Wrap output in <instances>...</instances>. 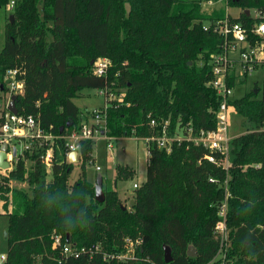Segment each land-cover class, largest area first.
Listing matches in <instances>:
<instances>
[{"label":"trees","instance_id":"1","mask_svg":"<svg viewBox=\"0 0 264 264\" xmlns=\"http://www.w3.org/2000/svg\"><path fill=\"white\" fill-rule=\"evenodd\" d=\"M220 1L15 0V22L7 24L0 50V100L11 92L6 80L16 70L23 83L19 115L38 117L48 134L67 136L89 121L74 102L84 89L117 96L108 99L107 123L116 139L149 136L152 119L169 121L171 134L189 124L195 133L212 131L220 106L209 85L220 51L213 32L226 14ZM10 2L0 0V8ZM229 6L241 10L233 23L251 29L264 22V0H230ZM99 58L112 62L106 76L92 72ZM231 106L250 130L230 141L229 169L210 163L208 150L193 142L175 143L170 154L152 146L132 209L123 210L114 182L104 187L105 202L96 201L85 171L94 161V141L81 142L82 172L73 184L76 164L69 162L66 140L57 141L51 181L38 152L21 154L12 171L0 173V214L9 217L2 264H209L219 250L215 227L226 196L229 259L264 264V97L247 92ZM134 175L120 166L116 182ZM22 183L28 188L16 186ZM64 245L86 252L76 258Z\"/></svg>","mask_w":264,"mask_h":264},{"label":"built area","instance_id":"2","mask_svg":"<svg viewBox=\"0 0 264 264\" xmlns=\"http://www.w3.org/2000/svg\"><path fill=\"white\" fill-rule=\"evenodd\" d=\"M230 0H221V5L225 8L226 14L223 20L216 22L214 27L215 35H217V45L220 51L212 58V79L209 85L216 91L220 98L219 110L216 112L217 126L212 131L201 130L198 133L194 132V128L189 124L184 128L179 129L175 134H171L169 129V121L160 124L156 119L150 121L151 134L147 137L139 138L146 142L148 150V158L152 146H157L160 150H165L167 153H172L174 144L183 142H193L196 145H202L208 150L205 159L224 169L230 167V148L229 144L232 140L229 137V114L233 109L231 101L233 92L238 81L246 82L247 77L258 70L264 68V22L256 23L251 29L242 23H233L232 15L229 10ZM214 5L213 1L208 2V6ZM15 7V0H11L7 9L12 11ZM261 14L255 12L254 18H260ZM112 62L108 58H99L94 61L92 72L96 76H106ZM235 76V86H231V76ZM17 71H9L7 79H12L10 89L13 92L16 90L21 93L23 83L16 80ZM101 94L106 96V104L92 112V122H85L80 130L73 132L67 136H55L48 134L42 127L41 120L35 116H22L11 114L5 121H0V155L4 145H8L7 161L10 163V168L3 170L0 168V173L8 174L12 171L19 161L20 155L24 152H38L41 163L45 166L47 173L52 172L55 160L56 144L58 140L64 139L67 142V157L69 158L72 152L77 154V159L80 158L81 142L94 141L105 139L109 145L108 149L113 148L111 143L116 138L108 135V108L109 101L116 100L117 96L114 93L107 95V92L102 90ZM264 130V126L262 128ZM16 143L19 145L17 146ZM20 147V148H19ZM17 149V155H14L13 150ZM100 171V167H97ZM211 182H216L215 179H210ZM141 185V184H140ZM139 184H134V188H138ZM227 196L219 207V221L215 227V235L219 241V250L212 262L209 264H234L229 259L231 248V231L227 224ZM55 244L61 245V238L55 237ZM138 245L139 242H136ZM63 251L65 254L79 257L86 252L85 248L73 249L69 245H64ZM133 254V253H132ZM130 256L122 255L119 259H125ZM6 257L2 256V261Z\"/></svg>","mask_w":264,"mask_h":264},{"label":"rangeland","instance_id":"3","mask_svg":"<svg viewBox=\"0 0 264 264\" xmlns=\"http://www.w3.org/2000/svg\"><path fill=\"white\" fill-rule=\"evenodd\" d=\"M228 11L234 18L239 17L241 14V10L237 7H229ZM11 13L12 11L7 8H0V50L3 49L5 44L6 28L10 21ZM252 15H255V11L252 12ZM256 84L260 88L259 97H264V68H259L251 73L247 77L246 82L241 83L238 81L233 92V97L235 99L243 97L247 92H250ZM17 93L18 92L14 90L13 92L11 91L3 95L0 100V117L2 112L8 110L11 96ZM74 102L84 111V115H87L88 119L92 122V112L103 107L107 99L104 94H101V90L84 89L79 97L74 99ZM247 130H250V125L248 127L245 123V119L232 109L229 114V137L232 139L242 135ZM111 143L113 144V148L109 150V143L105 139H100L95 142L93 153L94 161L92 163L88 162L85 165L87 179L95 185L98 175L101 174L105 178L104 187L114 182L120 193L123 206L128 208L130 206L129 200H133L134 184L140 185L147 179L148 147L144 140L136 137L113 140ZM120 166L132 169L135 172L133 179L116 182V175ZM97 167H100L101 170L98 171ZM81 172L82 167L78 160L70 177V184H73L81 177ZM48 174V181H51L52 172ZM16 186L24 189L28 188L26 183L17 184ZM8 229L9 217L5 213H2L0 214V264L4 262L2 261V256L6 257L8 252V242L6 239Z\"/></svg>","mask_w":264,"mask_h":264},{"label":"water","instance_id":"4","mask_svg":"<svg viewBox=\"0 0 264 264\" xmlns=\"http://www.w3.org/2000/svg\"><path fill=\"white\" fill-rule=\"evenodd\" d=\"M234 2H239V0H234ZM247 14L250 15L251 12L247 11ZM10 22L13 24L15 22L14 17L11 15L10 16ZM94 61H92L93 64ZM191 64V63H189ZM12 83V79H7L6 80V84L10 85ZM255 93L257 94V90H255ZM16 99L17 96L13 95L11 96V100L8 106V113H7V118L11 115H19L18 109L16 107ZM64 130V127L61 128V132ZM9 147L8 145H4L2 148V153L0 155V168L3 170H7L10 168V163L7 161V151H8ZM14 155H17V149L14 148L13 150ZM69 162L72 164H76L78 162L77 159V154L75 152H72L69 156ZM95 199L98 203H104L105 202V192H104V178L103 175H98V178L96 180L95 183ZM134 206V200H131V204L130 206L127 208L125 206L122 205L123 210L126 209H132ZM8 238V234H6V239ZM188 255L190 257H196V251L194 248H190L188 251ZM170 251L169 249H166V261L169 262L170 261Z\"/></svg>","mask_w":264,"mask_h":264},{"label":"flooded vegetation","instance_id":"5","mask_svg":"<svg viewBox=\"0 0 264 264\" xmlns=\"http://www.w3.org/2000/svg\"><path fill=\"white\" fill-rule=\"evenodd\" d=\"M255 90H257V94L260 93V88L258 87V85L256 84L255 87L250 91V92H254L255 93ZM256 94V93H255Z\"/></svg>","mask_w":264,"mask_h":264},{"label":"crops","instance_id":"6","mask_svg":"<svg viewBox=\"0 0 264 264\" xmlns=\"http://www.w3.org/2000/svg\"><path fill=\"white\" fill-rule=\"evenodd\" d=\"M7 113H8V112H6V114H5L6 117H7ZM1 115H2V114H1ZM122 139H123V138H122Z\"/></svg>","mask_w":264,"mask_h":264}]
</instances>
